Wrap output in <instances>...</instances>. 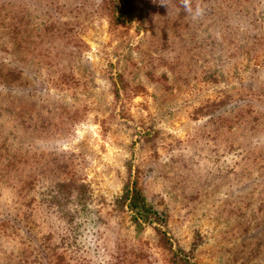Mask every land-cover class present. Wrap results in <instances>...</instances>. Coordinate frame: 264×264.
<instances>
[{
    "label": "rangeland",
    "instance_id": "374dc122",
    "mask_svg": "<svg viewBox=\"0 0 264 264\" xmlns=\"http://www.w3.org/2000/svg\"><path fill=\"white\" fill-rule=\"evenodd\" d=\"M56 1L68 6L52 22L66 24L67 34L78 40H74L78 47L71 49L75 55L69 66L73 81L57 96L45 95L53 93L50 86L40 90V101L16 95L7 99L9 107L21 114L36 105L33 121L23 119L13 144L32 162L37 182L41 180L37 193L44 178L49 183L55 180L53 163L61 154L69 157L66 170L77 173L95 198L107 201L120 195L130 174L128 166L152 168L143 187L154 208L166 214L163 229L172 248L160 246L153 225L140 237L134 233L135 249L147 255L140 261L134 255L120 258L132 243L114 245L90 234L83 236L82 244L67 249L53 245L43 249L44 243L40 247L48 256L44 261L39 259L41 249L33 252L37 259H28L26 254L21 256L18 240L1 235L0 264H172L169 259L178 249L190 264H264V183L261 178L252 182L244 174L245 166L233 172L230 166H222L218 171L211 123L191 114L204 101L216 98L221 89L234 91L236 97L247 95L250 92L243 87L248 86V78L259 79L251 71L250 55L258 51L264 56V0L245 4L242 12L250 20H241L238 11L225 9V0H218L219 4L190 0L191 12L183 0H151L144 31L128 23L114 33L97 7L100 0ZM43 14L33 5L24 16L39 31L50 18ZM234 20L239 24L236 32L235 25H230ZM48 36L36 49L42 53L49 47L47 56L35 60L30 55V63L36 64L42 78L46 69H56L55 53L60 47L58 39ZM243 47L254 48L251 53L237 51ZM63 65L68 66V61L63 60ZM118 74L132 89L129 96H114L110 77L117 79ZM260 76L264 82V72ZM43 100L50 101L49 108ZM2 117L10 126V117L5 113ZM147 130H153L151 134L161 131L163 146L157 156L150 149L143 151L137 142ZM254 143L260 141L254 139ZM24 168L19 164L4 171L9 181L0 182V219L24 213L15 189L27 176ZM36 204L22 225L31 227L40 245L46 208L39 201Z\"/></svg>",
    "mask_w": 264,
    "mask_h": 264
},
{
    "label": "trees",
    "instance_id": "16d2710c",
    "mask_svg": "<svg viewBox=\"0 0 264 264\" xmlns=\"http://www.w3.org/2000/svg\"><path fill=\"white\" fill-rule=\"evenodd\" d=\"M150 1L100 0L97 7L103 12L112 33L120 28H126L128 23L136 25V31H144L149 15ZM249 1L225 0L224 8L232 9L230 10L232 12L233 10L238 11L237 18L241 20L242 18L250 20L249 16L243 14L245 4ZM216 4H219L218 0H216ZM33 5L38 13L44 11V14L48 13L50 17L43 23V27L39 31L32 29L31 22L24 16L28 12V8H32ZM67 6L60 5L56 0H0V182L7 183L9 178L6 177L4 171L9 172L19 164L24 165V170L27 172V176L20 180L21 185L15 187L20 200L19 205L23 206L24 213L22 216L19 213L4 215L0 219V236L5 235L18 240L20 249H22L21 256L25 257L26 254V258L32 260L38 258L34 255V250L41 249L40 247L44 243L47 244L43 245V249L49 248L51 245L54 249L55 247L67 249L77 242L82 244L83 236L90 234L99 241H113L114 245L132 243L128 251L122 253L120 258L127 260L131 255H134V260L140 261L147 255L142 249H135L136 237L134 233L140 237L147 226L156 225L153 226V229L159 236L160 246L164 249L165 246H168L169 249L172 248L170 239L163 229L167 219L166 214L160 213L154 208L144 191L143 180L149 176L152 168L133 170L131 165L128 166L130 174L123 183L120 195L107 201L103 198H95L77 173L66 170L69 166V157L61 154L58 158H54L55 180L49 183L44 178L41 185L42 190L37 193L41 180L37 182L36 175L31 172L34 169L31 165L32 162L23 157L22 151L20 152L16 148V143L13 144L14 138H17L24 126L23 119L29 122L33 121L32 116L36 115V105L26 110L28 113L21 114V110L14 111L9 107L11 104H9L10 101L7 102V99H12V96L16 95L18 98L31 97L40 101L37 98L38 92H42L40 90L50 86L53 93L45 92V95L57 96L60 93L58 91L63 87L70 86L73 81L72 70L69 66L70 59L75 55L71 49H74V46L78 47L76 44L78 40L75 36L67 34L66 24L52 22ZM236 21L234 20V24H230L231 26L235 25L233 26L235 32L239 27ZM250 22L253 24V21ZM229 30L232 32V29ZM47 35L50 39H58L60 47L56 49L55 53L56 69L53 71L46 69L48 72L42 78V73L36 72V64L30 63V55L35 60L40 56H47L45 53L50 52L49 47H46L42 53H39L40 50H36L45 41ZM233 44L237 46L238 43ZM253 48L244 49L243 47L242 50L237 48V51L250 50L251 53ZM250 56L251 71H254L259 77V79L253 76L248 78L249 84L243 88L250 93L243 97H236L234 91L221 89L216 98L204 101L191 114L194 119L198 117V119L211 123L215 146L213 156L219 163L216 165L218 171H222V166L225 168L230 166V172H233L239 165L245 166L244 174L246 173L252 182L261 178L264 183V82L260 76V73L264 72V56L260 57L258 51ZM25 59H27V65L24 63ZM63 60L68 61V66L63 65ZM50 61L52 60L49 59L45 63ZM110 79L116 98H120L121 93L129 96L132 89H129L121 75L118 74L117 79L111 75ZM43 102H46L47 108H49L50 101L43 100ZM62 112L60 110V113ZM3 113L10 117L8 120L11 123L10 126L5 125ZM152 131H144L137 142L139 144L141 142L140 148L143 151L148 152L150 149L152 154L157 156L158 150L163 146L159 143L161 131L155 130L151 134ZM254 139H258L260 144H253ZM143 143L148 146L143 147ZM30 156L33 159V156ZM54 159L51 161L54 162ZM39 198L41 200H38ZM37 200L46 208L43 213L46 230L42 233L40 245H37V235L31 227L22 225L23 222L31 218L30 215L37 209ZM126 222L127 225H125ZM56 256L57 259H61V255ZM39 259H44V261L48 259L42 249ZM169 260L172 264H190L189 257L179 249Z\"/></svg>",
    "mask_w": 264,
    "mask_h": 264
},
{
    "label": "clouds",
    "instance_id": "9594fccd",
    "mask_svg": "<svg viewBox=\"0 0 264 264\" xmlns=\"http://www.w3.org/2000/svg\"><path fill=\"white\" fill-rule=\"evenodd\" d=\"M183 6L185 7V9L189 12L192 11L191 7H190V0H183Z\"/></svg>",
    "mask_w": 264,
    "mask_h": 264
}]
</instances>
